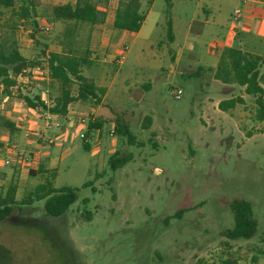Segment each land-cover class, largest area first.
<instances>
[{"label":"rangeland","instance_id":"1","mask_svg":"<svg viewBox=\"0 0 264 264\" xmlns=\"http://www.w3.org/2000/svg\"><path fill=\"white\" fill-rule=\"evenodd\" d=\"M91 2L103 16L107 0ZM25 3L0 8V50L14 48L46 70L48 54L69 49L88 62L80 75L104 97L98 106L71 104L75 126L31 112L22 102L44 92L47 104L57 97L48 76L25 70L12 98L2 103L0 97V197L13 188L20 203L46 182L54 190L76 191L75 203L57 219L45 216L42 202L16 207L0 223V264H264V123L254 121L251 99L244 111H217L216 101L239 91L221 95L209 72H196L205 67L201 54H209L207 43L215 36L207 28L232 25L240 3L170 0L167 9L156 0L148 11L145 0H137V13L149 17L118 47L112 38L106 51L100 50L106 38L93 27L79 26L72 40H62L63 26L50 27L48 12L38 17L33 10L19 19ZM190 21L202 28L201 40L186 38ZM182 49L189 54L177 64L171 57ZM75 91L74 84L72 96ZM12 105L26 122L17 120ZM89 119L103 125L90 132L85 150L80 136L86 128L79 122ZM115 119L127 126L133 146L111 135ZM114 155L130 162L112 172L107 162ZM234 201L248 203L256 223L247 241L222 236L232 228ZM179 211L184 213L175 217Z\"/></svg>","mask_w":264,"mask_h":264},{"label":"trees","instance_id":"2","mask_svg":"<svg viewBox=\"0 0 264 264\" xmlns=\"http://www.w3.org/2000/svg\"><path fill=\"white\" fill-rule=\"evenodd\" d=\"M29 1L26 0V8H20L18 11V18L21 20L28 19L30 13L28 9L32 6ZM153 1L145 0L146 10H149ZM163 1L168 9L170 0ZM12 2L13 0H0V8L10 9ZM137 7V0H127L120 3L113 16L112 30L131 35L137 34L145 18L143 13H137ZM50 20L63 26L62 40H72L75 30L79 26L92 28L102 25L103 16H99L91 0H76L72 6L53 7ZM167 38H170L169 29ZM84 56L87 57L85 54ZM87 64L88 62L84 57H78L69 49L60 54H48L45 69L50 81L57 85L58 96L48 102V106L44 105L42 98L39 96L32 99L22 98L25 107L37 113H47L62 120L69 114L68 107L71 104L80 103L98 106L104 97V90L96 88L81 77L80 69ZM36 67H39L37 63L26 61L14 48H10L6 52L0 50V97L9 95L8 90L15 86L14 81L22 72ZM262 68H264V52L261 56H253L239 50L226 48L221 51L213 73L214 81L224 86L243 89L244 96L251 98L253 101L255 108L254 121L260 124L264 123V70L261 71ZM74 84L76 85V91L75 96H72L71 86ZM241 103L239 98L222 101L218 103L217 110L226 113L241 105ZM102 125L103 123L101 124L97 120H94L92 124L89 123L84 140H88L90 132H99ZM3 128H6L9 132L14 131L13 126L7 122H3ZM114 133L119 138H124L128 146L134 145V138L129 134L127 126L118 119H115L114 128H112V135ZM84 140H82L83 149L87 150L88 147ZM129 162V157L114 155L108 160L107 164L110 171L115 172ZM28 173L30 176L33 175L32 172ZM87 187L88 184L83 185V188ZM14 195L15 190L9 188L4 197H0V223L9 219L16 207L28 206L33 202H42V211L45 216L57 219L64 216L69 207L76 201L75 190L69 188L54 190L49 182L37 186L27 196L26 200L20 203L15 202ZM229 209L232 214V228L222 233V236L228 241H247L251 239L255 234L256 223L252 219L249 204L244 201H234L230 204ZM183 213L184 211H179L175 214V217H179Z\"/></svg>","mask_w":264,"mask_h":264},{"label":"crops","instance_id":"3","mask_svg":"<svg viewBox=\"0 0 264 264\" xmlns=\"http://www.w3.org/2000/svg\"><path fill=\"white\" fill-rule=\"evenodd\" d=\"M31 1H33V0H31ZM116 1L117 0H107L106 7H104V11H103L104 21H103L102 25H98V28H95L97 26L93 27L94 31L98 32L99 34H102L101 39L106 38V39L102 40L104 47L100 48L101 51L102 50L106 51L107 48L109 49L112 38L114 40H116L115 47L116 46L118 47L121 44V41L124 39L125 35L128 34L125 32H121V36H118L117 38H114L116 35L112 36L113 35L112 34L113 16H114L116 9L118 8V3ZM155 1L156 0H154L152 2L150 8L153 7ZM236 1L238 3H240V5H241V8H240L241 11L240 12L242 14V19L239 20V22L237 24H232V25L229 24V26H225V28H222L220 26H218V27L214 26L215 28H207V29H211V31L215 34V36L212 37L210 39V41L207 43V48H208L209 54L208 55L206 53L201 54V56L203 58V62L205 63V67H198V69L196 71L198 73L209 72L211 79L214 83L213 85H215L216 87H219L220 94L222 93L221 95H224L226 97L230 96L229 94H226V92H231L232 90H234L237 87L224 86V85L213 80V73H214V70L216 68L218 58L221 54V51L223 49H226V48L235 49V50H239L242 53L250 54L253 56H261L264 52V0H236ZM75 2H76V0H36V4L33 3L31 8H29L28 10L30 12L35 10L36 16H38V17H42L45 14V12H48L50 27H55L59 23H53L50 20L51 9L53 7H56V6H64V5L72 6L75 4ZM23 8H26V5H23ZM149 13L145 16L144 21H145V19H147L149 17ZM46 23H47V21H46ZM194 24L197 25L196 28H193ZM103 25L104 26L107 25V26H109V28H99ZM198 25L199 24H196L193 21L189 22V26H188L187 34H186L187 39L190 38L192 35H193V39H195L196 41H199L202 39L203 31H202L201 27H198ZM204 25L208 27L207 23H204ZM172 41H173V38L171 39V42ZM186 42L187 41L185 40V43H184L185 45H186ZM194 47H198V46L194 45ZM18 54H19V52H18ZM185 54L188 55L189 53L185 49H182L176 55H173L171 57V60L178 64L183 59H185V56H186ZM19 55L21 56V54H19ZM263 70H264V68H262L261 71H263ZM19 77L20 76H18L14 82H16ZM25 82L27 83L26 78H24L21 83L25 84ZM13 88L8 90L9 95L6 97H3L2 103H6L5 99L12 98L11 91ZM237 90L239 91V96L236 98H239L242 103H241V105L236 106L235 108H237V107L240 108V112H241V111H244V109L246 108L245 102L251 98L244 96L243 89L237 88ZM230 99H235V98L230 97ZM230 99H228V100H230ZM223 101H226V100H223ZM220 102H222V101H216L214 103V107L216 110H217V105ZM251 102L253 105V101H251ZM15 107H16V105H12V108H13L12 112H14L16 115H19V118H17V120L18 121L22 120V122H26L25 118H24L25 116L19 114L22 111L19 109L16 110ZM252 107H253L252 108L253 110L251 112L253 113V117H254L255 108H254V106H252ZM27 110H29V109H27ZM233 110H231V111H233ZM29 111L32 112V110H29ZM33 112H35V111H33Z\"/></svg>","mask_w":264,"mask_h":264},{"label":"built area","instance_id":"4","mask_svg":"<svg viewBox=\"0 0 264 264\" xmlns=\"http://www.w3.org/2000/svg\"><path fill=\"white\" fill-rule=\"evenodd\" d=\"M242 19V14H241V12H238V11H234L233 12V14H232V16H231V21L233 22V24H237L238 22H239V20H241ZM23 74L25 73V71L24 72H22ZM26 73L27 74H30V75H32V76H47V71L46 70H42V69H40L39 67H36V68H32V69H29V70H27L26 71ZM47 94V92H44V94L42 95V101H43V103H44V105L45 106H48V104H47V102L43 99V97L45 96ZM173 96V95H172ZM181 96V92L180 91H176L175 92V95L173 96V98H175V99H178L179 97ZM46 118H53V119H58V118H56V117H52V116H50L49 115V117H47V116H45ZM58 120H61V119H58ZM62 120H64L66 123H69V124H71V126H75V125H77L74 121H73V119H71V116L68 114L67 116H65ZM94 122V119H89V120H87V122L85 123L83 120H80V122H79V125L81 126V127H85L86 128V131H87V126H88V124L89 123H93ZM55 127H57V125H55ZM86 135V134H85ZM85 135H81L80 136V139L81 140H84V137H85ZM111 135H112V131H111ZM87 140H84V143L86 142Z\"/></svg>","mask_w":264,"mask_h":264},{"label":"water","instance_id":"5","mask_svg":"<svg viewBox=\"0 0 264 264\" xmlns=\"http://www.w3.org/2000/svg\"><path fill=\"white\" fill-rule=\"evenodd\" d=\"M135 100H137V98H135Z\"/></svg>","mask_w":264,"mask_h":264}]
</instances>
